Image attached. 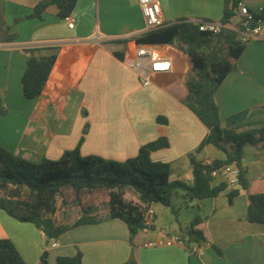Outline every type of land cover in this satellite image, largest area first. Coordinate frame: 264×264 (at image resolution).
Here are the masks:
<instances>
[{
  "label": "crops",
  "instance_id": "crops-1",
  "mask_svg": "<svg viewBox=\"0 0 264 264\" xmlns=\"http://www.w3.org/2000/svg\"><path fill=\"white\" fill-rule=\"evenodd\" d=\"M40 1L0 0V148L34 163L43 158L59 160L76 148L81 135L83 122L70 124L72 114L91 113L96 115L94 127L84 134L81 148L86 156L91 154L88 147H94L99 158L123 163L136 157L140 147L165 137L168 147L152 149L150 158L168 163L170 180L187 185L192 184L189 155L208 163L224 159V153L211 145L195 154L208 129L181 103L182 94L167 79L144 86L132 69L136 39L149 32L137 0H77L66 19L57 17L54 6L46 9L42 20L28 18ZM159 3L164 25L220 22L223 13V0ZM242 3L256 12L264 0ZM69 19L74 20L72 29ZM243 43L234 69L214 94L221 126L237 132L264 128V23L256 38ZM29 49L55 56L42 93L33 100L23 96L21 84ZM155 50L165 55L163 49ZM159 116L166 125L156 123ZM242 169L248 173V193L264 194V150L246 146ZM225 195L206 199L211 200L206 205L205 200L190 204L205 212L202 227L210 243L199 244L201 255L176 244L151 245L181 236L180 229L157 232L154 222V231L131 238L123 222L108 218V208L103 216L98 211L93 214L97 224L65 232L49 251L44 250L42 232L0 210V239H9L26 264H41L43 252L47 264L78 252L82 264H125L131 259L135 264H264V225L247 221L248 196L240 193L228 205ZM135 199L127 201L138 205ZM57 214L58 209L53 216L56 225H70L81 217L80 213L59 221Z\"/></svg>",
  "mask_w": 264,
  "mask_h": 264
},
{
  "label": "trees",
  "instance_id": "trees-1",
  "mask_svg": "<svg viewBox=\"0 0 264 264\" xmlns=\"http://www.w3.org/2000/svg\"><path fill=\"white\" fill-rule=\"evenodd\" d=\"M76 2L42 0L31 9L28 18L42 20L46 9L54 6L57 17L63 20L71 15ZM242 2L223 0L220 23L227 24L236 17L237 6ZM262 7L260 16L264 20V3ZM136 44L161 48L171 58V72L156 74L150 80L155 83L159 78L167 79L168 84L182 94L181 103L208 129L195 154L211 145L224 153V159L206 163L198 161L193 154L189 155L192 184L187 185L182 181H171L169 164L151 160L148 146L140 147L136 157L123 163L93 156L81 157L78 147L66 151L59 160L43 158L34 163L0 148V210L18 222L32 224L49 243L76 227L97 224L99 221L93 214L98 204L89 199L104 195L108 218L123 222L133 238L141 232L155 230L150 219L153 204L170 208L176 214L173 200L179 190L188 206L194 201L216 198L222 193L226 194V202L231 205L240 193H245L248 196L247 221L264 225V194L248 193V173L242 169L246 146L264 150V128L241 132L223 128L214 102L217 88L234 69L245 43L232 32L211 35L199 32L191 22L180 21L145 33L136 39ZM223 52L225 56H222ZM25 53L27 68L21 79L22 92L26 99L33 100L41 95L55 56H41L38 49L25 50ZM115 56L124 59L122 54L115 53ZM166 122L164 117L156 118L159 125H166ZM153 144V150L168 147L165 137L158 138ZM227 167L237 169L234 187L227 183L224 173ZM212 172L217 173L216 177H212ZM126 187H132L138 194V205L124 199L122 190ZM66 192L72 194V203L79 206L81 217L70 225H56L53 216L57 210V198H62L65 206L68 202ZM203 224L204 219L197 215L180 229L186 250L194 244L210 243ZM40 262L47 264L46 252L42 253ZM0 264H26L9 239H0ZM55 264H82L81 254L58 256ZM125 264L135 262L131 259Z\"/></svg>",
  "mask_w": 264,
  "mask_h": 264
},
{
  "label": "built area",
  "instance_id": "built-area-1",
  "mask_svg": "<svg viewBox=\"0 0 264 264\" xmlns=\"http://www.w3.org/2000/svg\"><path fill=\"white\" fill-rule=\"evenodd\" d=\"M137 3L148 31L156 30L164 25L161 17L159 0H137ZM262 11L263 7L259 8L258 11L254 13L250 12L243 3H239L236 17L232 18L227 24L204 21L192 23L197 26L199 32L219 35L223 31H229L236 34L239 41L245 42L259 35L264 23V20L260 16ZM235 20H237V22H235ZM68 27L70 29L74 27L73 19H69ZM131 67L139 75L142 85L147 86L150 85L152 76L170 73L172 70V61L170 57L156 51L152 46L137 45ZM224 173L227 176L229 187H234L237 184V169L227 167L224 169ZM211 175L212 177H216L217 173L212 172ZM150 219L153 220L152 216H150ZM51 242L50 247L52 249L56 248L57 244L55 240H51ZM175 244L184 247V243L180 237L170 238L166 241H158L151 245L171 246ZM189 252L197 255L202 254L199 249V244H194Z\"/></svg>",
  "mask_w": 264,
  "mask_h": 264
},
{
  "label": "rangeland",
  "instance_id": "rangeland-1",
  "mask_svg": "<svg viewBox=\"0 0 264 264\" xmlns=\"http://www.w3.org/2000/svg\"><path fill=\"white\" fill-rule=\"evenodd\" d=\"M237 22V20H235ZM222 56H225V52L222 53ZM72 114L71 119H70V124L73 122L79 124V120L83 122L82 125V131L81 135L79 136L78 143L76 147L79 149V153L81 157H86V155L82 152V143L84 141V134L89 130V127H94L93 124L95 123V118L96 115L89 113L87 116L84 115L83 113H79L77 117L73 116ZM89 132V131H88ZM93 134V133H92ZM91 140H92V135H91ZM151 145V144H150ZM89 152L91 154H88V151L86 150V153L88 154L87 156H93V157H98V151L94 147H88ZM94 154V155H92ZM117 163H121L118 161H114ZM125 194V199L130 200V201H135L137 198L138 199V194L134 191L132 187L125 188L122 191ZM0 194H2L0 192ZM65 194V193H64ZM67 196V204L63 206L62 203V198L58 197L57 198V209H58V214L56 215V219L61 221H66L68 218L69 219H74L76 216L80 215L81 210L79 206L76 204L72 203V194L70 192H66L65 194ZM93 203L98 204V209L97 211L99 212L98 215L103 216L105 212L107 211V205H106V198L104 195L101 196H93L92 199H89ZM208 201L211 200H205L203 201V204L206 205L205 203H208ZM173 208L176 211V214H173L170 210V208L164 207L160 204H153L151 206V210L154 213L155 219L153 222L156 225V230L157 232H160L162 230L172 232L173 230H179L181 228H184L187 226L188 223L194 218L191 215L192 214H199L200 216H203L205 214L204 210L203 211H198L194 209L192 206H188L187 203L184 201L182 198V192L179 190L177 191V194L174 197L173 200ZM96 211V212H97ZM152 214V213H151ZM52 242L50 241L49 243H46V240L44 241L43 247L44 250L49 251L51 250L50 244Z\"/></svg>",
  "mask_w": 264,
  "mask_h": 264
},
{
  "label": "water",
  "instance_id": "water-1",
  "mask_svg": "<svg viewBox=\"0 0 264 264\" xmlns=\"http://www.w3.org/2000/svg\"><path fill=\"white\" fill-rule=\"evenodd\" d=\"M153 149V144L148 146V150L151 151Z\"/></svg>",
  "mask_w": 264,
  "mask_h": 264
}]
</instances>
